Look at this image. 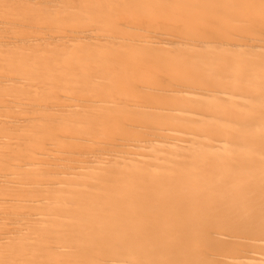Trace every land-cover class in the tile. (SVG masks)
I'll use <instances>...</instances> for the list:
<instances>
[{"label": "bare ground", "instance_id": "bare-ground-1", "mask_svg": "<svg viewBox=\"0 0 264 264\" xmlns=\"http://www.w3.org/2000/svg\"><path fill=\"white\" fill-rule=\"evenodd\" d=\"M0 264H264V0H0Z\"/></svg>", "mask_w": 264, "mask_h": 264}]
</instances>
